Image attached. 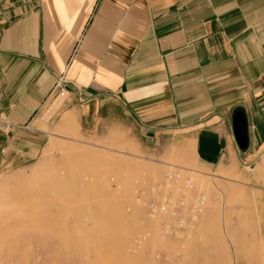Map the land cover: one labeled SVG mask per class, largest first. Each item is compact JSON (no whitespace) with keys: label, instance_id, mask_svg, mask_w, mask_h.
Here are the masks:
<instances>
[{"label":"crops","instance_id":"0c3cea01","mask_svg":"<svg viewBox=\"0 0 264 264\" xmlns=\"http://www.w3.org/2000/svg\"><path fill=\"white\" fill-rule=\"evenodd\" d=\"M237 109L264 145V0H0V170L57 131L225 167Z\"/></svg>","mask_w":264,"mask_h":264},{"label":"rangeland","instance_id":"374dc122","mask_svg":"<svg viewBox=\"0 0 264 264\" xmlns=\"http://www.w3.org/2000/svg\"><path fill=\"white\" fill-rule=\"evenodd\" d=\"M57 132L35 161L0 170V264H264V145L237 146L225 167H161ZM174 172L177 184L166 180ZM168 194L188 232L152 212Z\"/></svg>","mask_w":264,"mask_h":264},{"label":"built area","instance_id":"2783aa9c","mask_svg":"<svg viewBox=\"0 0 264 264\" xmlns=\"http://www.w3.org/2000/svg\"><path fill=\"white\" fill-rule=\"evenodd\" d=\"M181 179V175L178 172L174 173H168L166 175V180H168L171 183L177 184ZM192 183L190 180L185 181V188H192ZM159 188H162V185H159ZM184 193L182 195L181 200L178 202V205L185 206V201H184ZM172 197L173 195H166L162 198V203H156V202H151L150 203V208L152 212H160V213H170L172 216L175 217L176 221V227L178 230L183 231V232H188L189 226L185 222L183 218L177 217V211L175 210V205L172 203ZM204 197L202 195L197 196L193 200V204L188 208V210L192 213L195 212H201L203 205H204Z\"/></svg>","mask_w":264,"mask_h":264},{"label":"water","instance_id":"95a60500","mask_svg":"<svg viewBox=\"0 0 264 264\" xmlns=\"http://www.w3.org/2000/svg\"><path fill=\"white\" fill-rule=\"evenodd\" d=\"M233 133L238 147L245 151L249 145V131L245 112L237 109L233 115Z\"/></svg>","mask_w":264,"mask_h":264}]
</instances>
